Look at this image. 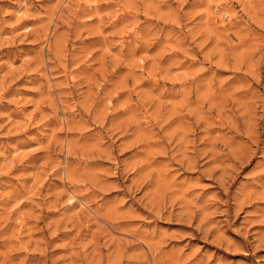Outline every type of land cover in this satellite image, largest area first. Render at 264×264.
Segmentation results:
<instances>
[{
	"label": "clouds",
	"instance_id": "9594fccd",
	"mask_svg": "<svg viewBox=\"0 0 264 264\" xmlns=\"http://www.w3.org/2000/svg\"><path fill=\"white\" fill-rule=\"evenodd\" d=\"M0 264H264V0H0Z\"/></svg>",
	"mask_w": 264,
	"mask_h": 264
}]
</instances>
